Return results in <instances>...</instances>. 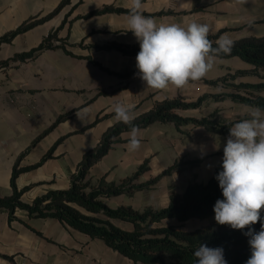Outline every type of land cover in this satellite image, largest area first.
Returning <instances> with one entry per match:
<instances>
[{"label": "crops", "instance_id": "1", "mask_svg": "<svg viewBox=\"0 0 264 264\" xmlns=\"http://www.w3.org/2000/svg\"><path fill=\"white\" fill-rule=\"evenodd\" d=\"M61 1L0 0V37L25 21L49 14ZM142 3L143 14L153 17L157 24L176 23L183 27L192 22L207 24L209 34L220 32V37L227 34L232 40L264 36V0H142ZM129 4L130 0H70L50 20L1 44V196L12 193L13 167L23 153L19 168L36 165L21 172L16 179L18 188L31 186L23 195L24 201L30 202L49 190L68 189L84 154L97 146L103 134L118 122L112 110L114 103L133 104V115L137 117L163 99L183 97L192 102L204 94L222 92L223 87L206 84L203 79H216L229 72L253 68L236 56L219 57L204 78L190 81L183 88L170 85L167 89L156 90L147 87L138 74H131L138 72L136 56L99 47L114 42L139 45L133 33L127 31L129 12L85 17L104 6L129 9ZM58 28V37L64 40V47L43 50L25 61L2 64L38 46ZM260 80L259 76L247 75L237 82ZM244 106L210 98L199 108L176 112L182 116L202 117L218 110L222 118L230 121L239 119L235 116L241 110L243 118H249ZM228 107L232 108L231 113L226 112ZM65 114L68 117L51 128L57 118ZM107 114L113 115L104 118ZM98 115L103 119L90 126ZM139 129L140 149L128 151L129 130L123 131L109 152L91 167L92 182L102 177L120 182L135 173L147 159L150 169L139 177V183L162 173L177 159L204 155L207 158L199 167L165 176L155 186L133 196L121 194L105 198L111 207L122 204L137 209L165 207L170 201L171 190L182 193L192 181H208L222 163L228 135L192 125L177 127L173 122H154ZM191 221L203 222L196 228L210 223L208 219H192L186 223ZM167 222L179 223L173 219ZM116 224L129 230L133 228L123 221H116ZM24 261L26 264H144L135 263L103 240L91 239L57 218L31 217L26 210L18 209L11 219L7 210L0 209V264Z\"/></svg>", "mask_w": 264, "mask_h": 264}, {"label": "trees", "instance_id": "2", "mask_svg": "<svg viewBox=\"0 0 264 264\" xmlns=\"http://www.w3.org/2000/svg\"><path fill=\"white\" fill-rule=\"evenodd\" d=\"M69 2L70 0H62L49 14L39 19L33 18L25 21L15 30L0 37V46L4 42H11L18 34L50 20ZM108 12H129V9L104 6L86 14L85 17ZM58 33L59 28L49 33L38 46L19 53L3 61L2 64L6 66L12 62L25 61L34 58L43 50L57 46L64 47L65 42L58 37ZM220 35V32L209 34L208 38L213 42V47L216 46L215 41L220 38ZM233 41L234 46L231 53L220 57L236 56L251 64L253 68L229 72L216 79H203L206 84L223 87V91L204 94L192 102L186 101L183 97L163 99L157 102L150 111L135 117L133 123L139 128H143L154 122H173L177 127L183 125L204 127L226 136L229 135L230 127L242 119L225 120L218 114V110L202 117L182 116L176 110L199 108L210 98L215 101L230 100L246 106H258L264 109V36L245 37ZM99 47L109 50L115 49L128 56H136L140 50L139 45L131 46L116 42ZM96 64L100 65L99 63ZM107 71L112 72L108 69ZM247 75L259 76L261 80L256 83L237 82L238 78ZM113 114H107L103 117H109ZM67 117L66 114L58 117L51 128ZM103 117L98 115L90 126L101 121ZM127 130H130V126L119 121L116 122L103 134L97 146L84 154L76 172L72 175L71 186L68 189L49 190L30 202L24 201L23 195L31 186L18 188L16 184V179L21 172L36 166L19 168V161L24 155L23 153L13 167L12 193L7 196L0 195V209L7 210L11 219L18 209L26 210L31 217L57 218L69 227L87 234L91 239L103 240L109 247L135 263L195 264L196 258L193 253L202 243L210 248H223L227 264H245L251 255L249 237L245 235L248 228L234 230L230 226L219 225L215 221L192 230L183 228L184 223L189 220H203L215 215L213 207L218 199H223L219 183L215 178L222 171V163L216 167L208 181H192L182 193L171 190L170 201L165 207L154 208L149 206L144 209H137L130 204L111 207L105 202V198L121 194L133 196L140 190L155 186L165 176L199 167L207 158V155H204L193 159H177L162 173L139 183L137 182L139 177L150 169L147 159L135 173L120 182L107 181L105 177L100 178L96 183L92 182L89 177L91 167L109 152L113 143L117 141V137ZM170 219L179 223H168L167 221ZM116 221L130 223L133 228L131 230L123 228L117 225ZM261 222H264V213H261ZM261 222L251 225V228L259 232Z\"/></svg>", "mask_w": 264, "mask_h": 264}, {"label": "clouds", "instance_id": "3", "mask_svg": "<svg viewBox=\"0 0 264 264\" xmlns=\"http://www.w3.org/2000/svg\"><path fill=\"white\" fill-rule=\"evenodd\" d=\"M142 0H130L127 31L135 36L140 50L136 55L139 78L156 90L170 85L183 88L190 81L204 78L221 56L230 54L234 41L227 35L213 42L208 38L207 24L192 22L157 24L153 17L143 14ZM131 103H114L115 119L130 126L127 133L129 152L141 147L140 129L134 122ZM249 118L236 122L229 129L223 148L222 171L216 180L223 199L213 207L215 222L234 230L248 228L245 233L251 255L245 264H264V109L247 105L243 109ZM78 116V114H77ZM218 150V148H217ZM261 222L259 232L251 228ZM195 264H227L221 247L210 248L200 243L193 253Z\"/></svg>", "mask_w": 264, "mask_h": 264}, {"label": "rangeland", "instance_id": "4", "mask_svg": "<svg viewBox=\"0 0 264 264\" xmlns=\"http://www.w3.org/2000/svg\"><path fill=\"white\" fill-rule=\"evenodd\" d=\"M231 110H232V108L231 107H228L226 112L231 113ZM242 114H243V111L241 110V113L240 114H236L235 118L238 117L239 119H241V118L245 117V115L243 116ZM261 213H264V210H261ZM206 219H208L210 221V223L215 221L214 215H212V216H210V217H208ZM175 223H177L176 220H175ZM201 224H203V222L191 221V222L186 223L183 228L190 230V229L196 228L197 226H200Z\"/></svg>", "mask_w": 264, "mask_h": 264}, {"label": "built area", "instance_id": "5", "mask_svg": "<svg viewBox=\"0 0 264 264\" xmlns=\"http://www.w3.org/2000/svg\"><path fill=\"white\" fill-rule=\"evenodd\" d=\"M48 36V35H47ZM21 264H26V261L22 262Z\"/></svg>", "mask_w": 264, "mask_h": 264}]
</instances>
